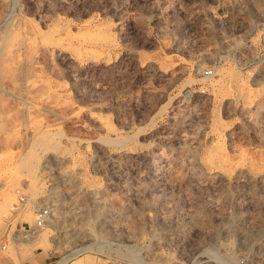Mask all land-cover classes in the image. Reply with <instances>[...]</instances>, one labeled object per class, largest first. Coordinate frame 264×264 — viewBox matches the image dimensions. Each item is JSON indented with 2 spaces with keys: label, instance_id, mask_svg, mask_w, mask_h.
<instances>
[{
  "label": "rangeland",
  "instance_id": "rangeland-1",
  "mask_svg": "<svg viewBox=\"0 0 264 264\" xmlns=\"http://www.w3.org/2000/svg\"><path fill=\"white\" fill-rule=\"evenodd\" d=\"M263 39L264 0H0V264H264Z\"/></svg>",
  "mask_w": 264,
  "mask_h": 264
},
{
  "label": "built area",
  "instance_id": "built-area-1",
  "mask_svg": "<svg viewBox=\"0 0 264 264\" xmlns=\"http://www.w3.org/2000/svg\"><path fill=\"white\" fill-rule=\"evenodd\" d=\"M251 50L253 53V60L256 63H262L264 62V39L259 42L257 46H251ZM232 62L237 66V68L242 69V66L231 57ZM204 75L212 76L214 74L213 69H204L202 71ZM23 199L21 196H19V201H22ZM33 225L30 227L28 224H25L24 222L20 223V234L17 236V239H28V237L31 236L32 230L37 228H42L45 224V221L48 217V210L45 207L38 206L33 208ZM25 225V226H24Z\"/></svg>",
  "mask_w": 264,
  "mask_h": 264
},
{
  "label": "bare ground",
  "instance_id": "bare-ground-1",
  "mask_svg": "<svg viewBox=\"0 0 264 264\" xmlns=\"http://www.w3.org/2000/svg\"><path fill=\"white\" fill-rule=\"evenodd\" d=\"M86 27H87V26H86ZM34 33H35V32H34ZM38 33H39V32H38ZM35 34H36V33H35ZM69 34H71V33H69ZM67 35H68V34H67ZM83 38H84V37H83ZM49 39H51V38L49 37ZM60 39H61V38H60ZM60 39H59V41H60ZM102 40H103V39H102ZM30 41H31V40H30ZM56 41H57V40H56ZM250 43H251V42H250ZM98 44H99V43H98ZM3 45H4V43H3ZM50 46H51V45H50ZM52 46H53V45H52ZM107 47H108V46H107ZM1 48H2V47H1ZM51 48H52V47H51ZM24 49H25V48H24ZM54 49H55V48H54ZM69 50H70V49H69ZM8 51H9V50H8ZM64 51H65V50H64ZM70 52H71V51H70ZM50 53H52V52H50ZM59 53H60V52H59ZM97 53H98V52H97ZM6 54H7V53H6ZM73 54H74V53H73ZM76 54H77V53H76ZM82 54H84V51H83ZM74 55H75V54H74ZM79 55H80V54H79ZM79 55L77 54V55H76V58L79 57ZM73 57H74V56H73ZM80 58H81V57H80ZM88 58H89V57H88ZM93 58H94V57H93ZM102 58H103V57H102ZM73 59H75V58H73ZM73 59H72V60H73ZM24 60H25V58H24ZM75 60H76V59H75ZM77 60H78V59H77ZM83 60H84V59H83ZM90 60H91V59H90ZM78 61H79V60H78ZM80 61H81V60H80ZM92 61H94V59H93ZM81 62H82V61H81ZM81 62H80V63H81ZM66 63H67V62H66ZM77 63H78V62H77ZM78 64H79V63H78ZM87 64H88V63H87ZM87 64H86V65H87ZM105 64H106V63H105ZM80 65H81V64H80ZM81 66H82V65H81ZM224 69H225V67H224ZM24 71H25V70H24ZM82 71H84V70H82ZM219 71H220V70H219ZM219 71H218V72H219ZM226 71H227L228 75H229V74H232L233 76H234V75H237V74L235 73L234 69L231 68V67H227V68H226ZM19 72H20V71H19ZM220 72H221V71H220ZM220 74H221V73H220ZM222 74H223V73H222ZM222 74H221V75H222ZM225 75H226V74H225ZM233 76H232V77H233ZM237 76H238V75H237ZM229 77H230V76H229ZM224 78H225V77H224ZM233 79H234V78H233ZM237 79H238V78H237ZM232 81H233V80H231L230 83H231ZM25 82H26V81H25ZM27 83H28V82H27ZM212 84H213V83H212ZM212 84H211V85H212ZM231 84H232V83H231ZM237 84H238V82H237ZM213 85L216 86V85H217V82H216L215 84H213ZM221 85H222V83H221ZM33 86H35V85L33 84ZM222 86H223V85H222ZM234 86H235V85H234ZM215 90H216V89H215ZM48 91H49V90H48ZM50 91H51V90H50ZM41 98H42V97H41ZM25 100H26V99H25ZM38 100H39V99H38ZM40 101H41V100H40ZM25 104H26V103H25ZM29 106H31V105H29ZM24 107H25V106H24ZM46 112H47V111H46ZM27 113H28V112H27ZM50 114H51V113H50ZM100 119H101V118H100ZM100 119H99V120H100ZM109 126H110V125H109ZM106 127H108V126L106 125ZM39 128H40V127H39ZM34 134H35V133H34ZM215 134H216V133H215ZM41 135H42V134H41ZM213 135H214V134H213ZM33 136H34V135H33ZM119 136H120V135H119ZM31 137H32V136H31ZM120 137H121V136H120ZM40 144H41V143H40ZM42 144H43V142H42ZM46 144H47V143H46ZM52 145H53V144H52ZM122 145H123V144H122ZM44 147L47 149L46 146H44ZM120 147H121V146H120ZM122 147H123V146H122ZM35 149H36V148H35ZM38 149H39V148H38ZM53 149H54V148H53ZM123 149H124V148H123ZM48 150H49V149H48ZM51 150H52V149H51ZM131 151H132V150H131ZM35 152H36V150H35ZM48 153H49V152H48ZM129 154H131V153H129ZM34 155H35V154H34ZM69 155H70V154H69ZM69 155H68V156H69ZM71 155H72V154H71ZM36 156H37V155H36ZM46 156H47V155H46ZM108 156H109V155H108ZM113 156H114V155H113ZM131 156H132V155H131ZM32 158H33V157H31V159H32ZM41 158H42V157H41ZM128 158H129V157H128ZM29 159H30V158H29ZM77 159H78V158H77ZM77 159H76V161H77ZM35 160H37V159H35ZM38 160L40 161V159H38ZM27 162H28V161H27ZM40 162H41V161H40ZM40 162H39V163H40ZM79 162H80V161H79ZM71 163H73V162H71ZM71 163H70V164H71ZM27 164H28V163H27ZM36 164H37V163H36ZM77 164H78V162H77ZM33 166H34V165H33ZM37 166H39V165H37ZM37 166H36V167H37ZM74 166H76V165H74ZM79 167H80V166H79ZM28 168H29V167H28ZM256 168H257V167H256ZM36 169H37V168H36ZM27 170H28V169H27ZM22 171H23V170H22ZM22 171H21V172H22ZM36 171H37V170H36ZM12 173H13V172H12ZM17 173H18V172H17ZM36 174H37V173H36ZM249 174H250V173H249ZM40 175H41V174H40ZM36 177H37V176H36ZM42 178H43V177H42ZM58 179H59V178H58ZM52 181H54V180H52ZM57 181L59 182V180H57ZM38 183H39V182H38ZM35 184H36V182H35ZM42 184H43V183H42ZM37 185H38V184H37ZM51 185H52V184H51ZM54 185H55V184H54ZM39 186H40V185H39ZM44 186H46V185H44ZM36 187H37V186H36ZM51 187H52V186H51ZM37 188H38V187H37ZM52 188H53V187H52ZM82 188H83V187H82ZM39 189H41V188H39ZM39 189H38V190H39ZM41 190H42V189H41ZM85 190H86V189H85ZM87 191H88V190H87ZM33 194H34V192H33ZM3 203H4V202H3ZM4 207H5V206H4ZM237 234H238V233H237ZM245 236H246V235H245ZM239 238H240V237H239ZM253 240H254V239H253ZM241 244H244V243H241ZM247 244H248V243H247ZM237 245H238V244H237ZM251 245H252V244H251ZM245 247H246V246H245ZM245 247H244V248H245Z\"/></svg>",
  "mask_w": 264,
  "mask_h": 264
}]
</instances>
